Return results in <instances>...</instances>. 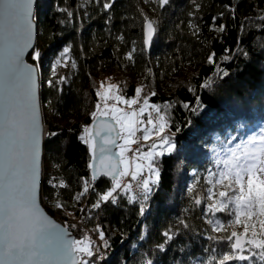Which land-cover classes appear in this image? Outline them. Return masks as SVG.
<instances>
[{
  "label": "trees",
  "instance_id": "obj_1",
  "mask_svg": "<svg viewBox=\"0 0 264 264\" xmlns=\"http://www.w3.org/2000/svg\"><path fill=\"white\" fill-rule=\"evenodd\" d=\"M196 4L193 0H170L160 8L146 2L151 16L142 0H114L108 11L101 3L87 0H38L35 48L42 54L41 99L48 127L43 164L55 184L63 181L67 185L54 188L44 174L41 202L55 220L75 233V239L84 237L81 231L76 232L79 223L75 217L84 219L86 226L99 225L104 230L109 247L104 259L93 258L94 264H143L147 259L153 264H203L211 255L210 246L217 254L227 250L224 243L207 239L211 229L204 223V202L193 207L192 196H205V180L214 167L211 136L218 133L228 138L227 133L239 126L264 122V26L260 21L264 0H196ZM60 8H67L73 16L68 17ZM142 13L156 22L150 51L144 44ZM214 17L216 26H225L224 33L213 29ZM190 24L198 26V35H193ZM66 46L70 59L58 75L67 80L57 91L47 81L53 59ZM134 48L133 62L126 56ZM212 52L219 67L229 73L227 77H216V65L207 63ZM226 55L231 59L223 60ZM27 61L34 63L31 54ZM130 72L145 83L149 103L161 105V109L172 105L168 116L177 144L172 155L162 158L159 185L144 202L142 216L140 204L128 203L123 194L117 204L91 209L98 194L112 183L107 178L91 180V150L79 139L83 128L93 122L90 114L99 102L96 90L108 74L119 86L118 95L127 99L136 96L138 84ZM210 78L215 80L213 87L203 88V82ZM151 92L156 95L151 96ZM197 97L203 105L198 114L183 107L185 103L196 107ZM85 179L90 182V191L77 203L74 196L82 191ZM57 196L69 206L66 210L54 207ZM228 218L224 214L225 223ZM181 219L188 228L180 224ZM73 224L76 226L68 227ZM169 229L177 235L166 244L165 251H160L157 246L164 244L162 234Z\"/></svg>",
  "mask_w": 264,
  "mask_h": 264
},
{
  "label": "snow or ice",
  "instance_id": "obj_2",
  "mask_svg": "<svg viewBox=\"0 0 264 264\" xmlns=\"http://www.w3.org/2000/svg\"><path fill=\"white\" fill-rule=\"evenodd\" d=\"M87 2L101 3L102 8L108 11L113 7L114 0ZM146 2L156 3L163 8L170 0ZM193 3L196 4V0ZM37 5L38 0H0V264H94V257L97 260L103 259L100 250L109 247L104 230L99 225L95 229L99 240L103 242L101 244H97L88 234L82 239H73L68 228L49 219L37 203L42 135L37 95L42 54L32 44ZM196 7L199 5L196 4ZM59 11L66 13L68 17L73 16L67 8H60ZM142 15L145 21L144 44L149 47L157 32L156 22L146 14ZM220 15L223 16V13ZM215 19L214 17L213 29L224 33L225 26H216ZM260 21L261 26H264V16L260 17ZM190 27L193 28V35H198V26L190 24ZM30 49L34 61L32 64L26 63L24 59ZM69 51V47H64L53 60L51 78L47 84L57 91L62 90L59 86L67 80V77L58 75L57 67L68 66ZM134 51L135 48L127 54V60L133 61ZM240 51L243 55H248L243 49ZM222 59L229 60L231 56L226 55ZM207 63L216 65V77L223 79L229 75L217 64L214 52L209 53ZM71 66L76 67L74 61ZM214 83L215 80L206 79L202 87L211 89ZM114 90L118 92L119 86L109 84L105 87L104 82H101L96 96L99 101H103L104 106L102 108L100 102L96 103L95 111L90 114L93 125L85 126L84 134L79 136L91 150V163L88 165L92 169L91 180L94 182L98 175H102L111 177L112 183L107 191L98 194L91 209H99L105 203L117 204L123 194L128 203L140 204L139 211L142 216L146 210L144 202L159 185V165L162 158L177 150L175 133L170 130V118L167 115V110L172 105H164L162 111L161 105L149 104L146 96L138 111L125 112L124 109L116 107V104H137L144 88L137 87L136 98L133 99H125L124 96L115 94ZM150 95L154 96L156 93L151 92ZM110 99L116 103L109 105L107 102ZM183 107L195 114L203 109L199 97L196 107H190L187 103ZM149 108L157 113L155 121L152 113L148 111ZM145 112L148 115L146 124L138 118ZM109 117L114 123L109 122ZM137 132L141 135L137 136ZM117 140H123V143L117 144ZM142 141L152 142L141 143ZM133 144L138 145L134 150L130 147ZM113 146L119 148L118 153H113ZM128 152H133V157H128ZM98 158L101 166L99 172L96 168ZM216 168V171H208L205 180L209 185L206 189L207 196L196 193L192 196V206H200L215 198L214 203H208L206 208V214L210 212L213 217L208 220L212 226L211 232H227L229 227L233 230L221 237L208 235V240L214 244L224 243L227 250L217 254L216 248L210 246L211 255L203 264H264V126L260 127L259 134L249 136L247 141H242L235 148H229L225 158L217 159ZM125 178H128L126 182ZM54 180V177L49 180L54 188L67 187L63 181L54 184ZM217 185H225L229 190L214 191ZM195 187L196 185L192 186V191ZM89 191L90 182L85 179L82 191L75 194L74 200L79 203ZM91 191L95 192V188ZM54 207L66 210L69 206L57 196ZM80 211L84 212L85 209ZM188 211L190 209H185V212ZM216 213H225L234 219L226 226L220 219L215 218ZM257 216L260 217L259 231L257 224L253 222V218ZM179 222L184 228L189 227L183 219ZM235 225H242L243 231H236ZM75 226L73 224L68 227ZM162 235L165 242L157 247L160 251H165L166 244L177 233L169 229ZM205 251L209 249L206 248ZM143 264H153V260L147 259Z\"/></svg>",
  "mask_w": 264,
  "mask_h": 264
},
{
  "label": "rangeland",
  "instance_id": "obj_3",
  "mask_svg": "<svg viewBox=\"0 0 264 264\" xmlns=\"http://www.w3.org/2000/svg\"><path fill=\"white\" fill-rule=\"evenodd\" d=\"M142 4L144 6V9L147 11V13L152 16V12L147 7L145 0H142ZM42 68H43V66L40 63L39 70H41ZM65 69H66V67H63V66L57 67V73L62 72ZM111 75L110 74L107 75L106 82L104 83L105 84V87H107V85H109V84H115L114 81H113V79H112V77H111ZM130 76L133 78L134 82H136L138 84V87L143 86L144 90L141 93V97L139 98V102L137 104L131 105V106L125 105L123 103H117L116 104V107L122 108V109H124L125 112H129V113L132 112V111H138L139 108L143 105V99L147 96L146 95L147 93L145 91V89H146L145 83L143 81H141L139 78L133 76V74L131 72H130ZM114 93L115 94H118V92L115 91V90H114ZM133 98H136V96L133 97ZM133 98H130V99H133ZM125 99H127V98H125ZM99 102L101 103V107L103 108V106H104L103 101H99ZM109 102L111 104L116 103V101L111 100V99L108 100V102H107L109 105H111ZM149 104H151V103H149ZM134 106L137 109H134ZM152 110L155 111L154 109H151V108L148 109L149 112H151ZM162 111H164V109H162ZM167 115H168V110H167ZM42 118H43L44 124L47 125L45 123V120L47 118V112H46V109H45L44 104H42ZM138 118L141 119V120H143V121H145V124H146V121H147V118H148L147 112H145L142 116H139ZM152 118H153L154 121L157 119V113L156 112H155V114L152 115ZM143 126L144 125H140V127H143ZM147 126L148 127H151V125H147ZM261 126H264V122H257V123H255L252 126H243V125L242 126H239L232 133H231V131L227 133V136H229L228 138L227 137H224L223 138V136H221L218 133H215L214 135H212L211 136V141H212V144H211V157L214 160V167H213L212 171H216L217 170V168H216V161H217V159H223V158H225V154L227 153V150L229 148H235V146L237 144H240L242 141H247V139H248L249 136L259 134V130H260V127ZM138 133L139 132H137V134ZM148 142H150V141H148ZM122 143H123V140L120 141V144H122ZM144 143H147V142H144ZM130 147H132V145ZM118 152H119V150H118ZM129 153L130 152L126 153V155L128 157H130L129 156ZM132 167L134 168V163L132 164ZM191 173H193V171H191ZM44 174H45V176H46L45 178H46V180H47V182L49 184V180L51 178H53V176L51 175V171L49 170V168L47 166L44 168V164H43V175ZM53 183L55 184V181H53ZM226 184H227V181H225V185ZM225 185H217L216 188L214 189V191H217V192L218 191H228L229 189L227 187H225ZM208 187H209V185L207 186V188ZM204 195L207 196V192L206 191L204 192ZM214 201H215V198L212 201H205L204 202V211H203L204 212L203 213L204 223L207 226H209L210 229H211L212 226L209 225L208 220L209 219H212L213 217H212V214L210 212L206 214V208H207V204L208 203H214ZM224 214L225 213H216V217L215 218H218V219L221 220L222 223H225L224 220H223ZM228 217H230V216L228 215ZM231 219H234V217L228 218V222L225 223L226 226L228 225V223H229V221ZM242 219H244V218L242 217ZM259 219H260L259 216L253 218V222L257 224V231H259ZM234 228H235L236 231H243L242 225H235ZM228 230L229 231H227V232H215V233L214 232H211V230H210V232H211L210 235H214V236H218V237L225 236V235L228 234V232L230 234V231L233 230V229H232V227H229ZM72 233L75 235L74 232H72ZM77 239H82V238H77Z\"/></svg>",
  "mask_w": 264,
  "mask_h": 264
},
{
  "label": "water",
  "instance_id": "obj_4",
  "mask_svg": "<svg viewBox=\"0 0 264 264\" xmlns=\"http://www.w3.org/2000/svg\"><path fill=\"white\" fill-rule=\"evenodd\" d=\"M35 11H36V9H35ZM37 35H38V23H37V19H35L34 25H33V37H32V44H33L34 48L36 46ZM155 36H156V34H155ZM155 36L153 37L151 45L149 47H146L147 51H150L152 44H153V41L155 39ZM144 40H145V26H144ZM30 54H31V49L29 50L28 53L25 54V57H24L25 62L28 64H31L27 61V58ZM41 92H42V88H41V81H40V76H39V87H38L37 95H38V103H39V122H40V125L42 128V135H41V155H40L41 176H40V181H39V195H38L37 203H38L41 211L49 219H51L54 223H56L62 227H66L63 224H61L60 222H58L57 220H55V218L47 212V210L44 208V206L42 205V202H41V191H42V183H43V162H44V154H45V140H46V137L48 134V127H47V125L44 124L43 118H42V104H43V102L41 99ZM101 119H103V118H101ZM108 120H109V122L114 123V121L111 120V117H109ZM96 123H97V127H99V121H97ZM92 125H93V122H92L91 126ZM101 134L104 135L105 133H101ZM120 141L121 140H117V144H120ZM98 143H99V140H98ZM118 150H119V148H116L115 146H113V153H118ZM109 155H111V153H109ZM113 158L115 159V157H113ZM100 167L101 166H100V162H99V158H98L96 161V168H97L98 172L100 170ZM91 172H92V169H91ZM101 178H107V179L111 180V177H109V176L98 175L97 179L94 182L98 181ZM69 232L71 234V238L75 239V235L71 231H69Z\"/></svg>",
  "mask_w": 264,
  "mask_h": 264
},
{
  "label": "built area",
  "instance_id": "obj_5",
  "mask_svg": "<svg viewBox=\"0 0 264 264\" xmlns=\"http://www.w3.org/2000/svg\"><path fill=\"white\" fill-rule=\"evenodd\" d=\"M109 103H110V102H109ZM110 104H111V103H110ZM134 109H137V108L134 106ZM151 113H152V115H153V111H151ZM140 135H141V133L139 132V133L137 134V136H140ZM151 142H152V141L147 142V143H151ZM141 143H144V142L142 141ZM137 147H138V145L133 144L131 148L134 150V149H136ZM145 150H147V149H145ZM129 156H130V157H133V152H130V153H129ZM127 179H128V178H125V182L127 181ZM133 184L135 185V182H133ZM134 190H135V187H134ZM42 205H43V204H42ZM44 208H45V207H44ZM75 219H76L77 222L79 223V228H80V231H81V234H82V235L88 234V235H90V236L94 239V241H96L97 244H101V243H103V242H101V241L99 240V238H98V234H97V232L95 231L96 226H86L84 219H79V217H75ZM106 252H107L106 248H102V249L100 250V255L103 256V259L105 258V253H106Z\"/></svg>",
  "mask_w": 264,
  "mask_h": 264
},
{
  "label": "bare ground",
  "instance_id": "obj_6",
  "mask_svg": "<svg viewBox=\"0 0 264 264\" xmlns=\"http://www.w3.org/2000/svg\"><path fill=\"white\" fill-rule=\"evenodd\" d=\"M42 88V87H41ZM80 231V228L79 227H76V232H79Z\"/></svg>",
  "mask_w": 264,
  "mask_h": 264
}]
</instances>
